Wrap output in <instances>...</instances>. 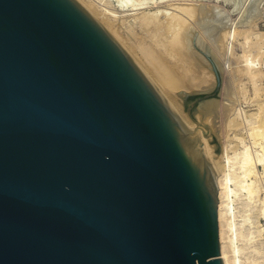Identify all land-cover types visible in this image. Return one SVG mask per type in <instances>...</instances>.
I'll return each mask as SVG.
<instances>
[{
  "label": "water",
  "instance_id": "1",
  "mask_svg": "<svg viewBox=\"0 0 264 264\" xmlns=\"http://www.w3.org/2000/svg\"><path fill=\"white\" fill-rule=\"evenodd\" d=\"M202 54L215 149L80 1L0 0V264H223Z\"/></svg>",
  "mask_w": 264,
  "mask_h": 264
},
{
  "label": "bare ground",
  "instance_id": "2",
  "mask_svg": "<svg viewBox=\"0 0 264 264\" xmlns=\"http://www.w3.org/2000/svg\"><path fill=\"white\" fill-rule=\"evenodd\" d=\"M78 1L114 37L119 35L115 25L100 15L109 20L118 16L110 0L105 5H100L99 0ZM115 1L120 11H130L128 14L139 22L151 24L158 41L183 57L186 66L176 76H165L156 66V72L145 67L163 88L188 134L202 138L212 148L210 137L186 119L177 89L200 90L214 83L208 59L199 51L202 48L221 63L217 126L221 152L203 148L218 185L220 258L223 264H264V225L260 224V218L264 219V30H251L262 13V0H244L240 5L235 0L194 5L180 0ZM150 7L155 10H145ZM235 13L239 16L232 17ZM239 36L241 50L236 53ZM253 46L258 48L257 53L251 52ZM139 51L142 60L150 62V52L143 47ZM242 103L254 107L250 109ZM210 119L207 116L206 120Z\"/></svg>",
  "mask_w": 264,
  "mask_h": 264
},
{
  "label": "rangeland",
  "instance_id": "3",
  "mask_svg": "<svg viewBox=\"0 0 264 264\" xmlns=\"http://www.w3.org/2000/svg\"><path fill=\"white\" fill-rule=\"evenodd\" d=\"M110 1H111V5L116 7L115 10L118 16H114L112 17L111 20H109L108 16H105L100 13V15L103 16L102 19L105 20L106 22L108 21L112 23V25H115V27L117 28V32H119L118 33L119 35L115 36L117 38V41L124 47V49H126V51L134 59V61L144 71L147 77L152 81V83L157 87V89H159L162 96L167 101H169L167 95L163 91V88L159 85L158 81H156V78L152 76L151 72L146 69L145 65L150 67V69L154 70L155 72L156 70L154 66H156L157 68L160 69L161 73L165 76H176L178 73L183 71L184 67L186 66L183 64V57L179 56L174 51H171L169 48L165 47L162 43L158 41L157 35L154 34L153 26L151 24L139 22V20L135 19L132 14H128L130 11H120L115 0L113 1L110 0ZM182 1L183 3L185 2L189 3L190 5L191 4L194 5L196 4V2L200 3L202 1L213 2V0H207V1L206 0H192V1L191 0H180V2ZM235 1L236 3L240 5L244 0H235ZM99 3L100 5L101 4L105 5L106 0L105 1L102 0V2L99 0ZM262 3H263L262 10H261L262 13L260 14V17L258 18V20L252 23L251 25L252 28L250 27L251 30H256V29L257 30L259 29L261 31L264 30V0H262ZM226 7L229 8L231 6L226 5ZM145 10L153 11L155 10V7H150ZM95 11L99 13V10H95ZM160 16L163 17L162 14ZM238 16L239 15L237 13L232 15V17H238ZM240 28H242V26H240ZM241 39H242L241 36H239L236 40V43H237L236 50H235L236 53H239V50H241L240 43H239ZM140 47H143L150 52V62H148L147 64L140 57V51H139ZM199 51L201 53L205 52L203 48H202V51L201 50ZM257 51H258V48L256 46L251 47V52L257 53ZM262 60L264 61V57L262 58ZM221 82H222V74H221ZM263 83H264V80H263ZM245 85L247 86V88H249L248 83H246ZM177 90L179 92L184 91V89L183 90L177 89ZM188 91H195V90H188ZM220 97L221 96L219 93V99ZM242 104L246 105V107L250 109H253L254 107L253 105H250V104L249 105H247L246 103H242ZM181 107H182V110L186 112L183 102H182ZM194 115H195L196 121L200 122L199 113L196 112ZM210 118H212L211 115H210ZM214 119H215L216 126H218V124L220 125V122H219L220 117L214 116ZM207 122H208L207 124L211 123L210 121H207ZM219 142L221 146L220 138H219ZM209 143L212 144L215 149L214 142L211 139H209ZM260 221H261L260 224L264 225V219L260 218ZM261 240L264 242V233L261 236Z\"/></svg>",
  "mask_w": 264,
  "mask_h": 264
}]
</instances>
